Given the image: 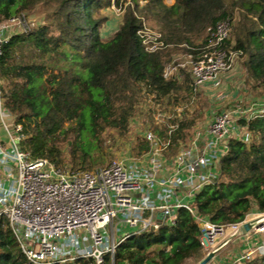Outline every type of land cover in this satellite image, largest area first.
I'll list each match as a JSON object with an SVG mask.
<instances>
[{"label": "trees", "instance_id": "16d2710c", "mask_svg": "<svg viewBox=\"0 0 264 264\" xmlns=\"http://www.w3.org/2000/svg\"><path fill=\"white\" fill-rule=\"evenodd\" d=\"M132 3L114 36L104 40L101 30L107 17L100 11L112 0H0V23L36 9L44 15L42 24L34 22L28 31L12 32L0 57L2 108L23 127L21 150L63 169L109 165H103L104 133L127 131L143 88L161 96L185 87L179 77H164L166 63L182 44L205 46L207 28L227 19L232 30L222 46L244 52V67L255 93L264 94V0ZM144 23L171 46L148 51L138 34ZM58 54L63 56L62 64L56 61ZM240 122L250 132V140H229L217 178L200 188L193 200L196 213L217 224L239 221L255 209L264 211V115ZM189 125L181 121L171 134L156 129L170 140L171 156L187 140ZM143 144L148 150L149 143ZM202 235L194 215L180 207L175 224L162 222L157 229L131 233L107 264H198L207 253ZM0 264H33L6 217L0 224ZM67 264H94V260ZM244 264H264V253L255 252Z\"/></svg>", "mask_w": 264, "mask_h": 264}, {"label": "built area", "instance_id": "2783aa9c", "mask_svg": "<svg viewBox=\"0 0 264 264\" xmlns=\"http://www.w3.org/2000/svg\"><path fill=\"white\" fill-rule=\"evenodd\" d=\"M128 5L133 6L132 0H112V7L120 13ZM34 25L26 15L2 21L0 57L13 29L23 32ZM231 30L227 19L207 28L205 46L182 44L183 53L165 65L164 77H180V71L189 70L194 94L206 83L217 80L243 53L222 46ZM138 34L148 51L171 46L146 23ZM263 115L264 103L215 114L202 140L195 138L172 161L163 153L170 140L164 142L149 130L145 165L115 161L93 170H65L20 149L23 127L3 110L0 101V121L13 143L9 149L0 145V165L5 173L0 179V224L3 217L8 219L22 252L33 264H67L78 259L107 264V256L112 263L116 247L128 235L157 229L162 222L175 224L177 208L184 207L202 229L201 240L207 254L212 252L215 257L233 243V251L221 264H244L255 252L264 253V240L252 241L253 236L264 234V211L252 210L239 221L217 224L196 213L193 200L200 188L217 178L218 162L228 152L229 140H250L251 134L240 120ZM197 134L199 137L202 132ZM170 164V174L159 176ZM125 228L131 232H124ZM239 240L246 247L237 244Z\"/></svg>", "mask_w": 264, "mask_h": 264}, {"label": "rangeland", "instance_id": "374dc122", "mask_svg": "<svg viewBox=\"0 0 264 264\" xmlns=\"http://www.w3.org/2000/svg\"><path fill=\"white\" fill-rule=\"evenodd\" d=\"M124 12L125 10L122 13L118 12L114 6L112 7V4L100 11V15L107 17L101 30L104 40H109L120 28L123 23ZM235 15L237 16V13ZM26 17L28 20L37 22L38 24H42L44 21V15L40 9L34 10V12ZM13 31L15 32V29ZM233 44L234 41H232ZM230 50L234 49L230 47ZM183 51L181 48L173 53L172 58L166 64L170 63L177 56H180ZM23 53L27 55L29 51L25 49ZM244 60L245 54L243 52L236 58L231 69L223 71L220 74L217 80H221V84L217 82L215 84L216 87L213 88L214 96L217 97L214 100L206 95L204 89L200 88L196 94L193 93L192 76L189 70L180 71L179 82L186 84L178 92L158 96L143 88L138 95L135 115L131 118L127 131L121 133L115 129H108L101 137L100 140L105 145L103 153L106 162L103 165L111 164L115 161L145 165L148 160L149 149H145L143 143L148 142L146 132L149 130H152L165 142L167 139L160 132H157L156 129L167 131L168 134H171V132L173 133L178 129L181 121L190 122L187 131L189 133L188 138L182 143L178 150L179 152L184 147L191 146L195 138H199L198 142L202 140L205 135L204 131L209 128L219 108L221 110L222 107H227L228 110V108H245L252 104H263L264 94L257 95L255 93L253 81L244 67ZM56 61L62 64L64 62L63 56L58 54ZM199 131L202 134L197 137ZM170 151V146L163 150L168 159H172L178 154L176 152L171 156ZM63 167L65 170H69V168ZM116 221L118 222V220ZM108 231L111 233L110 226L108 227ZM107 259H109V256H107Z\"/></svg>", "mask_w": 264, "mask_h": 264}, {"label": "crops", "instance_id": "0c3cea01", "mask_svg": "<svg viewBox=\"0 0 264 264\" xmlns=\"http://www.w3.org/2000/svg\"><path fill=\"white\" fill-rule=\"evenodd\" d=\"M175 2V0H169L167 1V3L169 4H173ZM218 84L220 83L221 84V80H215V81H212V82H208L206 83L204 86L201 87V89H204V91L206 92V95L210 97V99H216L217 97L214 96V91H213V88H215V84ZM218 87V86H217ZM0 101H1V98H0ZM214 108V107H213ZM231 109V108H228V110ZM233 109V108H232ZM224 110H227V107L225 108H219V111L216 112L219 113V112H222ZM0 145L4 148H11L13 146V143L8 135V132L7 130L5 129V127L3 126V124L1 123L0 121ZM170 161H172L171 159H169ZM173 165H169V168H167V170H165L164 172H160L158 175L159 176H164V175H168L170 174L171 172V169H172ZM4 167L0 165V179L4 177ZM256 210V209H255ZM124 232H131V229H128L126 228V230H124ZM261 240H264V234H260V235H255L252 237V241H261ZM237 244H240L241 247H246V244L243 243L241 240H239V242ZM234 249V244L231 243L229 244L228 246H226L225 248H223L218 254L215 255V257L212 258V260L208 263V264H221L226 255H228L230 252H232Z\"/></svg>", "mask_w": 264, "mask_h": 264}, {"label": "water", "instance_id": "95a60500", "mask_svg": "<svg viewBox=\"0 0 264 264\" xmlns=\"http://www.w3.org/2000/svg\"><path fill=\"white\" fill-rule=\"evenodd\" d=\"M158 218H162L161 214H158ZM249 225H246V228H248ZM214 257V254L212 252L206 254V256L198 263V264H208L212 258Z\"/></svg>", "mask_w": 264, "mask_h": 264}]
</instances>
